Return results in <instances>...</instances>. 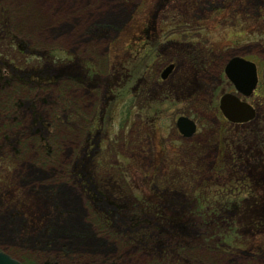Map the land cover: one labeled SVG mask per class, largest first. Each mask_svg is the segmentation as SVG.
Returning <instances> with one entry per match:
<instances>
[{"label":"rangeland","instance_id":"1","mask_svg":"<svg viewBox=\"0 0 264 264\" xmlns=\"http://www.w3.org/2000/svg\"><path fill=\"white\" fill-rule=\"evenodd\" d=\"M189 2L0 0V72L12 81L10 85L0 80V98L9 92L7 103L16 117L15 123L0 107V250L27 264H182L176 255L159 257L162 246L154 253L127 243L123 235L130 229L118 206L154 189L166 211L182 210L187 220L194 219L189 212L199 205L196 191L214 196L226 181L230 185L236 175L244 177L246 172L254 175L252 190L264 201V155L231 161L223 142L230 124L220 113L207 111L204 103H193L196 133L180 139L169 126L173 125L170 119L145 127L134 106L129 111L128 99L124 103L106 99L113 75L110 64L127 53L125 43L135 38L140 15L151 19L157 11V29L164 31L176 26L173 15L181 18V9L188 8L196 15L189 24L206 26L196 29L211 46L232 44L237 46L233 52L259 63L260 95L252 104L255 117L264 115V48L257 32L255 42L247 43L252 38L246 26L254 22L255 27H264V3L235 0L242 3L235 7L244 16L254 12L260 21L244 17L246 22L225 24L219 15L212 17L215 12H209L207 1ZM41 11L47 12L48 20L42 19ZM27 16L39 19L34 27H29ZM217 21L223 25L214 26ZM234 23L239 27L229 26ZM89 65L97 68V75ZM34 71L53 79L42 87L16 81L17 76L27 81ZM93 72L95 76L88 78ZM81 74L83 84L72 79ZM212 74L217 75L216 68ZM39 140L48 146L44 155ZM43 156L49 159L45 163ZM250 161L254 165L248 168L245 164ZM252 195L243 189L240 197L231 198L236 214L254 209ZM98 212H111L113 230L96 225L95 221H102L94 218ZM240 234L242 238L230 237L240 249L198 244L186 258L202 264H264V251L257 249L264 246V227H248Z\"/></svg>","mask_w":264,"mask_h":264},{"label":"flooded vegetation","instance_id":"2","mask_svg":"<svg viewBox=\"0 0 264 264\" xmlns=\"http://www.w3.org/2000/svg\"><path fill=\"white\" fill-rule=\"evenodd\" d=\"M200 1L210 3L209 12H215L212 17L219 15L222 23L226 24L231 20L237 23L239 19L246 22L244 17L252 21H260L254 12L246 13L244 16L239 9L242 3H236L235 0L226 1H230L231 4L225 3L223 0H220L219 3L210 0H191L188 4L196 5ZM258 1L259 6L260 3H264L263 0ZM238 4L240 6L236 8L235 6ZM228 5L233 7L226 8ZM180 15L181 18H177L178 15H173L172 20L176 26H171L169 30L164 31L157 29L154 19L157 16V11L152 14L151 19L147 15H140L141 19L136 23L135 38L131 40V43L136 46V52L134 54L125 52L126 55L124 53V57L119 58L123 71L120 73L117 83L118 86L121 84V88L117 91L120 94L118 96L120 101L128 99L134 102L135 113H140L142 125L153 127L161 118H168L170 119L169 124H173L169 126L175 128L180 139H184L196 133L198 122L193 115V113H197L193 103H204L207 111L221 113L219 109L221 96L225 93H236L233 83L225 72V67L230 59L242 57L256 65V88L248 96L236 93L244 101L252 103L254 97L260 95L257 90L261 84V73L257 61L233 52L237 46L232 44L216 48L211 46L206 36L196 29L206 26L189 24L191 18L196 15L193 12L190 13L188 8L181 9ZM175 18L177 21L174 20ZM200 20L203 21V19ZM235 23L229 26L238 28L239 23ZM217 25L222 26L223 24H219L217 21L214 26ZM246 26L249 27L247 28L248 35L252 38L247 43L255 42L254 36L257 32L258 42L264 48L263 25L258 24L255 27L252 22L247 23ZM259 31L263 32L259 33ZM205 32L208 33L206 30ZM128 36V34L125 35L126 40ZM169 36L173 38L169 39ZM124 48L126 49V46ZM130 63H133L134 67L130 66L132 65ZM132 68L135 69L133 72ZM213 68H216L217 71L215 77H212ZM161 113H169V115L162 117ZM180 116L187 117L195 123L196 129L192 135L184 136L179 131L176 119ZM183 129L186 130V126H183Z\"/></svg>","mask_w":264,"mask_h":264},{"label":"trees","instance_id":"3","mask_svg":"<svg viewBox=\"0 0 264 264\" xmlns=\"http://www.w3.org/2000/svg\"><path fill=\"white\" fill-rule=\"evenodd\" d=\"M22 44L23 43H21V45ZM126 50L128 53L134 54L136 52L135 44L128 41L126 44ZM64 59L70 60L68 58ZM120 62L121 61L118 60L114 61L113 65L110 64V71L112 70L113 75L109 88H113H108L110 94L106 93V99H119L115 94L120 87H118L115 81L119 79V75L123 71ZM130 64H132L130 66L134 67L133 63ZM93 68V71L98 74L97 68L95 66H93ZM131 70L133 72L135 69L132 68ZM37 73L38 72L34 71L35 76H29L27 81H24L20 76H17L16 81H23L25 84L30 83L31 86L37 85L42 87L53 79V77L49 76L40 77ZM94 74L95 73L93 72L91 76ZM91 76H89V78ZM83 77L84 75L81 74V76L72 77V79L79 80L83 84L85 81ZM10 78V76L0 72V80L4 81V83L11 85L12 81L9 80ZM8 93L9 92H5L6 97L0 98V107L2 112L7 113L9 117H13V120L16 123L15 114L13 113L10 104L7 103ZM95 120H93L92 123H95ZM228 132L229 134H227V137H225V141L223 142L224 146L226 148L228 147L229 152H231V161L237 160V162H239L240 160H243L245 155H250L254 158L256 155H260V158H262V155H264L263 114L257 115L252 121L230 125L228 127ZM257 132H259V135L255 136V133ZM20 135L19 140H16V144L18 143L17 146L19 147L21 144ZM38 144L40 148L43 149V155L48 152L46 141L39 140ZM16 148V150H19L18 147ZM42 160L45 163L49 159H45L44 157ZM251 165H254L251 161L245 164L248 168ZM261 174V177L264 176L263 172ZM252 176L254 175L249 172L244 173V177L236 175L232 181H230V185L228 184V181H226L225 184L218 189V194L214 196L204 194L202 190H198L199 192L196 191L197 194L194 197L198 200L199 205L189 212L192 216H195V218L190 219V217H188V220L182 210L171 212L166 211L161 206V195L160 193L158 194L157 190L155 191L154 189H151L149 194L144 192L140 196H131V199L128 198L123 201V205L118 206L120 207V212H124L125 220H127L130 229V231L127 232L128 234L125 235L126 237L123 235V238L127 243H134L138 246L142 245L144 248L151 249L154 253L157 252L156 250L158 247L162 246L158 252L159 257L160 254L165 258H168V254L176 255L177 260L182 264L203 263L196 258H186L190 249L198 244L214 249L220 248L222 245L229 246L233 250L240 249L238 245L236 246L233 239H231L233 236H236V238H242L240 233L248 227L253 228V226L257 227V225L264 227V201L253 192L255 184ZM243 189L247 194L253 193L252 200L254 201V209L252 211L248 210L236 214L235 208H237V206L233 204L231 198L240 197ZM226 203L228 206H226ZM229 204L231 205L229 206ZM97 214L98 215H95L94 218L96 216L101 217L102 221L100 223L95 221L96 225L102 230H113V228L110 227V224L114 219L111 212H98ZM150 231L154 232V236H149ZM257 249H262L264 251V246H258ZM7 253L16 257L9 252ZM63 254H65V251ZM255 254H257V252ZM17 259L20 260L22 264H27L22 258ZM165 262H168V260H165Z\"/></svg>","mask_w":264,"mask_h":264},{"label":"water","instance_id":"4","mask_svg":"<svg viewBox=\"0 0 264 264\" xmlns=\"http://www.w3.org/2000/svg\"><path fill=\"white\" fill-rule=\"evenodd\" d=\"M225 72L235 88L247 95L256 84L254 63L239 57H233L227 63ZM220 110L232 122H243L254 116V109L249 103L241 101L236 95L224 94L220 99ZM177 125L183 135L189 136L194 131V123L188 118H178ZM186 126V130L183 129ZM0 264H20L17 260L0 251Z\"/></svg>","mask_w":264,"mask_h":264},{"label":"bare ground","instance_id":"5","mask_svg":"<svg viewBox=\"0 0 264 264\" xmlns=\"http://www.w3.org/2000/svg\"><path fill=\"white\" fill-rule=\"evenodd\" d=\"M43 1V0H42ZM72 4H74V3H72ZM46 11V10H45ZM45 11H41V13L43 14V17L44 18H42V19H44V20H48V18H49V16L47 15V12H45ZM26 19H28L29 21V27L31 28V27H34V24H35V20H39V19H35L33 16H27V18ZM63 228H65V229H69L70 228V226L69 225H64L63 226ZM93 245H95L94 243H93ZM92 245V246H93Z\"/></svg>","mask_w":264,"mask_h":264}]
</instances>
